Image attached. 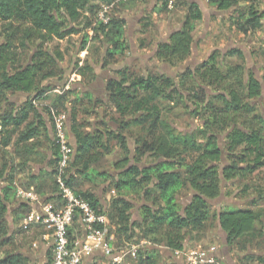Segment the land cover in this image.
<instances>
[{
  "label": "trees",
  "instance_id": "obj_1",
  "mask_svg": "<svg viewBox=\"0 0 264 264\" xmlns=\"http://www.w3.org/2000/svg\"><path fill=\"white\" fill-rule=\"evenodd\" d=\"M116 1L0 0V36L5 39L0 45V155L13 147L17 157L16 166L10 171L7 162L0 169V264H29L17 236L22 235L23 242L33 240L28 232L34 225L21 224L32 205L16 198L18 172L26 171L33 162L44 165L39 174L28 173L25 189H33L44 202L63 204L57 180L62 155L55 138L54 117L70 109V95L76 91L72 86L64 89L51 106L38 109L36 103L46 101L48 92L57 88L44 84L61 76L59 62L63 60L61 54L53 56L43 47L54 38L64 40L78 34L80 31L71 28L72 23L81 25L84 18L83 30L91 31L94 37L85 35L79 52L87 50L100 34L110 46L103 66L107 67L114 57H123L128 50L125 20L114 16L113 11L108 24L99 20L102 7ZM157 1L162 2L163 9L168 8L166 0ZM262 1L208 0L219 11L232 10L228 31L242 36L264 30V10L259 6ZM241 2L247 4L246 11L235 8ZM181 3L185 8L181 28L160 42L155 52V60L172 69L180 68L193 55V33L203 20L197 3ZM90 15L93 19L84 17ZM237 48L225 54L214 51L205 62L179 70L174 77L161 74L137 78L128 70H119L106 86L119 118L117 131L111 130L104 118L95 130L88 129L89 124L79 118L77 101L72 102L70 132L76 140V152L64 169L63 180L97 215L106 217L105 227L119 238V247L146 243L144 250H138L133 264H161L166 250L190 251V244L203 237L212 219L226 233L228 249L237 241L250 247L255 239L264 237L259 231L264 214L258 209L257 200L251 201L248 208H220L216 213H212L209 202L224 195L223 182L244 180L264 166V115L258 113L259 105L255 104L263 95L264 86L255 72L227 63L238 57L245 59V53ZM31 51L33 60L25 61L26 52ZM78 68L77 75L83 79L91 76L94 81L93 66H85L82 61ZM261 80L264 84V75ZM17 93L28 96L20 107L10 100ZM82 98L89 99L90 95ZM90 103L85 112L88 115L103 102ZM162 103L182 108L188 118L200 121V127L183 134L164 118L165 111L168 114L173 107L168 110ZM219 136L225 143L223 148ZM114 144L121 149L123 158L114 164L119 176L110 178L97 173L96 167L113 152ZM143 162L150 166L140 167ZM96 176L109 182L108 191L114 192L107 208L96 193L100 186L94 181ZM183 191L192 193V200L181 209L178 197ZM51 195H56V200ZM136 198L144 202L138 209V220L133 218ZM82 222V214L77 212L69 227L71 242ZM42 227L35 225L41 231ZM48 256L52 264L53 249ZM257 261L264 264L260 257Z\"/></svg>",
  "mask_w": 264,
  "mask_h": 264
},
{
  "label": "rangeland",
  "instance_id": "obj_2",
  "mask_svg": "<svg viewBox=\"0 0 264 264\" xmlns=\"http://www.w3.org/2000/svg\"><path fill=\"white\" fill-rule=\"evenodd\" d=\"M197 1H203V3H205V5L207 4V6L210 9L212 7L215 8V6L209 4L208 0H197ZM161 4L162 2L157 1V3L153 2V5H151L154 8L160 10V11L158 10L157 17L153 16L154 9H151V7H146L143 17L141 18L139 22V25H141L140 28H138L137 31H133L130 37L128 33L126 34L127 36L125 35L126 46L128 47L126 56L124 58L114 57V59H110L111 61L110 64L107 62L108 63L107 66L108 65L114 66L115 69L112 71L114 76L117 75V72L119 70H126V71L128 70L131 75L133 74L137 78H147L149 76H158V75H161V71L164 72L161 69V67L164 64L155 60L156 47L162 40L163 32H164L163 31L164 23H166L165 21H169L172 24V27H170L171 29H169L167 33V39H168L169 34L172 31L179 28L180 22L183 20V17H184L185 8H184V5L181 3V0H177L172 9H168V8L163 9ZM246 6L247 4H245L244 2H241L235 8L246 11V8H245ZM259 6H260V9L264 10V1H262L261 4H259ZM126 7H129V6L126 5L125 7H121V8L116 7L115 9H113V15L115 16L116 13L120 12L121 10H124ZM137 13H134V14H137ZM84 17L93 19L92 15L84 16ZM80 22L84 24L85 19L84 18L81 19ZM131 23H134V25H136V19L135 20L133 19ZM82 24L76 25V22L72 23L71 28H76L78 31H80L78 32V34L67 37L64 40H57L54 38L44 45L43 49L45 52L53 56H57L58 54H61L63 60L59 62V68L61 71L59 75L61 76L51 81L48 80L44 84V85L52 84L53 86H57V88L48 92L46 101L36 103V106L38 107V109L42 110V108L51 106L52 103L58 97V95H61L64 89L65 90L70 89L72 85H79L80 83L82 88L86 87L85 89L90 90L91 89L90 87L95 83V79L94 81H92V79L90 78L91 76L87 77L86 79H83L82 77L77 75L79 71L78 67L80 65V63L78 65V61L79 59H81L79 51L82 46V41L85 35L88 37H94V34L91 31L83 30L84 25ZM157 27L159 29H156ZM203 29H204V24L199 29V32L201 33L199 35H202ZM1 32H2V25L0 24V34ZM228 34H229V31L226 28V25L223 24V22L220 24L219 23L214 24L212 27H209L207 29L205 38H202L203 40L196 39L194 41V44L195 43L198 44L197 49L201 50L202 54L200 55V59L202 60L204 57H206V55L210 51H213L212 49H214L215 47L219 50L220 44H221V49H223V46L226 43ZM97 38L98 40L96 41L94 40L88 44L87 46L88 55L85 58V66L89 64L90 66L94 67V70H96L95 69L96 67L101 66L100 64L102 62L104 63L107 61V58L109 56L108 49L110 48L108 41L105 38H103L100 34L97 36ZM216 38H218V40H216ZM232 38L235 39V41L237 42V45H239L237 49L242 50V51L245 50L246 57H244L245 58L244 60L242 59V57L241 58L238 57L237 59L229 60L227 63L231 65L232 67L242 65L243 67H245L247 71L250 70L252 72H255L254 74H256L257 78L259 79L263 78V75H264V30L260 32L248 34L247 36H242L241 33L236 32V33H233ZM3 39L4 38L0 36V45L4 43L5 39L4 40ZM17 49L19 50L20 48L18 47ZM196 51L197 50H194V53ZM194 53L184 65H186L190 61H194ZM247 54L249 55V57H251L250 62L248 61ZM33 56H34V51L26 52L25 61H32ZM127 58L128 59L135 58V60L131 62L130 66H125L126 64L125 59ZM197 65H199V62L196 63L194 61L191 67H196ZM102 68H105V67H102ZM178 72H179V68L169 69V73L172 74V77L176 76ZM247 73L249 74V72ZM100 74H101L100 70L95 72L96 76ZM75 76L79 78L77 79V77ZM105 85L106 86L108 85V81L106 82ZM106 86L104 87L105 96L103 98L104 101H102L103 103H100L98 107H95L96 109L95 108L92 109L90 115L85 114V112L87 111V109H90L91 107L90 102H93L94 98L91 96L89 99L82 98L80 93L78 94L74 93V95H70V102H71L69 106L70 109H68L69 111L68 110L63 111V113L69 114L71 112L72 107H74L72 102L77 101L76 110L80 111L79 118L86 124H89L88 129H93V122L96 123V121L102 119L103 117L101 116V114H103L105 122L111 124L112 127L114 128V131H117L119 128L118 126L119 124H117L116 121L119 120V118L114 113V106L110 102V93L106 91ZM78 87L79 86L77 87L75 86L74 88L76 89H73V90H78L79 89ZM89 95H92V93H90ZM27 97L28 96L25 94L17 93V94L11 95L10 100L12 101L13 104L17 105V107H20L25 103V101L27 100ZM255 104L259 105L258 110H257L258 113H261L264 115V88H263V95L258 100H256ZM161 106H166L168 110L172 109L173 107L172 110L168 111V114L165 111L164 118L167 121L174 124L175 128L179 130L180 132H182L183 134L191 133L194 129H196L197 127H200V124H201L200 121L199 120L193 121L192 119L188 118V116L186 115V113L184 112L182 108L175 109L174 106L167 105L166 103L165 104L162 103ZM221 137L222 136H219V143L221 147L223 148L225 143ZM40 141L45 144L43 139ZM130 143H131V147L133 148L132 140H130ZM6 151H7L6 154L4 152L2 153V155H0V169L2 168L3 164L7 162L8 171H10L11 167L16 166L15 159L17 157L14 153L13 147L9 148V150H6ZM113 152L118 153L117 155L123 156L121 149L115 144H114ZM110 159L111 160H109V162L104 160L102 164L103 166L102 165L101 166L102 168L104 167L103 169L109 166L110 172H112L114 169L113 175H116L119 172V170H116V168H114L111 161L113 159V161L115 162V160H119V158H115L112 155ZM34 164L36 163L33 162L32 164H29V166L27 167L29 171L30 170L34 171L33 169ZM101 166H98V167L101 168ZM16 181L18 182V185L22 183V174L20 172L16 174ZM223 185H224L223 187L224 195L222 196L223 200L221 203H220V200L211 202L213 206L212 213H216L217 211H219L220 207H223L221 206L222 203L226 202V197H228V199H234L237 201L239 200L246 201L250 198H252L253 200H257L259 204L258 209H261L260 211H262L264 214V166L263 168H260L259 170H257L253 175L249 176L248 178L244 180L236 181L234 183L223 182ZM96 189H97L96 193L98 194L99 190L102 189L101 185L97 187ZM104 189L106 190L107 188H104ZM244 189L247 191H244ZM105 190H104V193H105ZM102 192L100 193V195L104 197V193ZM179 197H180L179 204L181 206V209H184L185 208L184 206L188 202L187 200L191 197V193L188 191H183ZM136 202L140 203L138 198H136ZM250 202L251 201H248L245 204L244 208H248L250 206L249 205ZM224 208L226 210L235 209V208H232V207L229 208L226 206H224ZM133 218L135 220L139 219L138 208H135L133 210ZM10 219L11 218L9 217V220ZM263 223H264V219H263ZM259 231H263V234H264V224L259 227ZM21 240H22V235H18L17 242L18 243L20 242L19 243L20 244L19 246H21L20 249L24 251L28 250L27 245L29 244V246H31L33 241L23 242L24 240H22L21 242ZM240 242L241 241H237L234 244V246H232L230 249L226 248L224 244V239L220 235V229L218 226V222L216 221V219H212L209 222L203 237L200 240L191 243L190 247H191V250H196L198 249V247H202L205 249L209 247H213V246L217 247L218 252L221 251V254H223L220 258V264H261L257 261V257H260L261 259L264 260V237L261 236V238L255 239L253 246H250V247L247 246L248 248L245 247V245H241ZM139 243L140 242H133L131 246H125L124 248L120 247V251H126V250L128 251L126 247H130L129 251H132V247L138 248V250L140 249L144 250L145 245L141 243L139 244ZM7 251H10V249H7ZM123 261L127 264H133L135 259H133L130 255H128L124 258ZM175 262L176 261H174V259L173 260H169L168 258L161 259V264H174Z\"/></svg>",
  "mask_w": 264,
  "mask_h": 264
},
{
  "label": "crops",
  "instance_id": "obj_3",
  "mask_svg": "<svg viewBox=\"0 0 264 264\" xmlns=\"http://www.w3.org/2000/svg\"><path fill=\"white\" fill-rule=\"evenodd\" d=\"M190 1L194 2V3H197L200 6V8L202 9V11H203V20L197 24V29L193 33L194 41L196 39L203 40L202 38H205L206 33H207V29L209 27H212L214 24H217V23L220 24V23L223 22V24L226 25L227 29H229L231 27L230 26L229 17L231 15L232 10H230V11H219L216 7L215 8L212 7L210 9L207 6V4L205 5V3H203V1H197V0H190ZM153 2L157 3V0H132V1L131 0H129V1L118 0V1H116L115 8L116 7H118V8L125 7L126 5L129 6V7H126L124 10H121L120 12L116 13L117 17L122 18V19L125 20V35L128 33L129 37H130L133 31H137L138 28H140L141 25H139V22H140L141 18L143 17V14H144V11L146 10V7H151V9H154L153 16L157 17L159 9H156L153 6H151V5H153ZM137 12H139L140 14L137 13ZM134 13H137V14H134ZM184 15H185V13H184ZM133 19L134 20L136 19V25H134L135 22L131 23L133 21ZM165 22L166 23H164V28H163L164 32H163V37H162L161 42L162 41H167V33H168L169 29H171L170 27H172V24L169 21H165ZM203 24H204V29H203L202 35H199V34H201L199 32V29H200V27ZM180 28H181V25L177 29H180ZM156 29H159V28L157 27ZM160 31H161V29H160ZM233 33H236V32L232 31L231 33L228 34V37H227L225 45L223 46V49H221V44H220L219 45V48H220L219 50L215 47L214 49H212L213 51H210L206 55V57H204L202 60L200 59V55L202 54L201 50L197 49V51L195 53H194V50H193L194 61L196 63L199 62V64H201V63L205 62L211 56V53L214 52V51L218 50V51H221L223 54H225L227 52V50L235 49V48L239 47V45H237V42L235 41V39L232 38L233 37ZM216 40H218V38H216ZM197 46H198V44H197ZM87 55H88V51L87 50H85V51L80 53V57H81L82 61H85V58H86ZM125 56H126V54L122 58H124ZM125 60H126L125 66H130L131 62L133 60H135V58H133V59L132 58H130V59L127 58ZM194 61H192V63ZM109 64H110V62H109ZM100 65L102 67H104L102 63ZM101 66H98V67L95 68L96 69L95 72L100 70L101 74L95 77V83L90 87L91 88L90 90L89 89H85L86 87L82 88L80 83H79V85H72L73 89H76V88H74L75 86L76 87L79 86L78 87L79 89L75 90L77 94L80 93L81 96H83V95L92 93V95H90V96L94 98L93 99L94 102L99 101V100L104 98V96H105L104 87L106 86L105 85L106 82L110 81L112 79H115L116 76H114L113 72H112L115 69L113 65L112 66L108 65L109 67L107 66L105 68H102ZM165 66L166 65L164 64L161 67V69L164 71V72L161 71V74H166L168 76H172V74L169 73V69H167ZM170 69H172V68H170ZM78 78L79 77H77V79ZM101 101H104V99L101 100ZM99 114H101V113H99ZM67 115H68V119H69V122H68L69 141H70V143H71V145H72V147L74 149V154L72 156V159H73L74 156H75V152H76V148H75L76 140H75L74 136L70 132V113L67 114ZM101 116L104 118L103 114H101ZM101 120L102 119L96 121L97 124L95 122H93V130H95L99 126V123H100ZM108 127L110 129L114 130V128L112 127L111 124H109ZM129 144H130V148L132 149L131 143H129ZM46 153L48 154L49 157L51 156L50 152L45 151V154ZM117 154L118 153H116V152H112L110 155L105 156L98 166H101L103 164L104 160L109 162V160H111L110 157L112 155L115 158H119V160H121L123 158V156L117 155ZM131 157L132 156H130V158ZM119 160H115V162H114L113 159H112V161H111L112 165L114 166V164L117 161H119ZM43 166L44 165L34 164V166H33L34 171L33 170L29 171L27 169V171L20 172L22 174V183H21L22 185L21 184L18 185V182H17L16 190L19 187L25 189V186H26V184L28 182V179L26 177V176H28V173L33 172L35 175H37V174H39L42 171ZM102 166H101V168L100 167H98V168L96 167V172L97 173H100V174L105 175V176H109L110 175V178H112V177L114 178V177L119 176V172L116 175H113L114 169H113L112 172H110L109 166H107L105 169H103L104 167L102 168ZM148 166H150V165L148 163H146V162H143L142 164H140V167H148ZM94 181H95V183L97 185H101V187H102V189L99 190L97 195L101 199L102 204L107 208L108 205L110 204V201H111V198L113 197L114 192L108 191L109 182H105L102 178H99V176H96ZM104 188H107V189L105 190ZM27 190H33V189H27ZM104 190H105V193H104ZM101 192L104 193V197H102V195H100ZM49 196L50 195L47 194L46 199H48ZM52 197H54V200H56V195H53ZM179 198L180 197H178V199ZM191 200H192V193H191V197L187 200L188 202H187V204L184 207H187L190 204ZM252 200L253 199L250 198V199H248L246 201L245 200L244 201H241V200L237 201V200H234V199H228V197H226V202H223L222 205H221L223 207H220V208L221 209H225L224 206L229 207V208H231V207L232 208H244L245 204L248 201H252ZM44 201L45 200L43 199V197L39 196V202L51 203V204H54V205H56L58 207L62 206L59 201H54V202H44ZM134 203H135V208H138V209L144 204V202L142 200H141L140 203L139 202H134ZM30 204L32 205L31 206L32 210H31V212L28 215H26L24 217V219L22 220L21 224L24 225L25 227L26 226H30V225H34V227H32L29 230V232H28V235L31 236V238L33 239L32 240L33 242H32V246H29V244L27 245L28 250H25V251L21 250V251L24 254V256L28 258L29 264H49L50 262H49V256L48 255L50 253L52 254V249L54 247V239H53L51 233H49L47 231V229H46V227L44 225H41V224L35 223V222H32V223L28 222L29 221L28 219L33 215V213L36 212L37 210H39V203L35 202V203H30ZM82 223L84 224V222H82ZM83 224H82L81 228L80 227L77 228L78 230H75V232L73 234V237L76 238L75 241H81V242L85 241L86 228H85V224L84 225ZM35 225H37V226L39 225L41 227L43 226L42 227L43 228L42 231L40 229H38V228H35ZM12 230H13V228H12ZM106 241H107L108 245L110 246V248L113 251L112 256H107V255H105V253L103 251L97 250L94 253H92L91 255L85 256L83 258V264H114L113 263L114 258L121 257V256L123 257V255L127 256L128 253H130V251H129L130 247H126V249H128V251L125 249L127 252L126 251H120L119 242H118L119 238L116 237L114 234H110L109 230L107 232ZM124 244H126V243H124ZM142 244L145 245L146 243L142 242ZM124 247H125V245L123 246V248ZM117 248H118V250H117ZM163 252L165 253L166 258H168L169 260H173L174 259V261H176L175 263L183 264L182 259L179 258L178 256H176L175 252L171 253V252H169L167 250L163 251ZM222 255L223 254H221V251L217 252V254H216V256L219 259L221 258Z\"/></svg>",
  "mask_w": 264,
  "mask_h": 264
},
{
  "label": "built area",
  "instance_id": "obj_4",
  "mask_svg": "<svg viewBox=\"0 0 264 264\" xmlns=\"http://www.w3.org/2000/svg\"><path fill=\"white\" fill-rule=\"evenodd\" d=\"M166 2L168 9H172L176 0H166ZM115 5L116 2L112 5H104L99 14V20L108 24L110 21V14L115 8ZM80 66H82V61L80 62ZM68 122L69 119L66 113L54 117L55 138L62 155L57 178L63 200L62 206L58 207L51 203L39 202V196L34 190H27L21 187L16 190V197L18 200L39 203V210L33 213L28 219V222L44 225L46 229L50 231L54 239L52 264H83V258L91 255L97 250L103 251L107 256H112L113 253L106 241L108 232L105 227L107 222L106 217L97 215L91 206L78 198L63 180L64 169L69 165L74 154V149L69 141ZM77 212H81L86 228L84 242L75 240L71 242L69 239V227L72 225ZM95 225H102L104 228L98 229ZM217 252L218 249L215 246L206 249L198 247L196 250L187 252H175V255L182 259L183 264H220V259L216 256ZM137 253L138 248L133 247L128 255L136 259ZM125 257V255H123V257H116L113 263L127 264L123 261Z\"/></svg>",
  "mask_w": 264,
  "mask_h": 264
},
{
  "label": "water",
  "instance_id": "obj_5",
  "mask_svg": "<svg viewBox=\"0 0 264 264\" xmlns=\"http://www.w3.org/2000/svg\"><path fill=\"white\" fill-rule=\"evenodd\" d=\"M193 50H197V44L195 43L194 45H193ZM243 52L245 53V50H243ZM246 54V53H245ZM246 56V55H245ZM251 56V55H250ZM247 57H248V61L250 62V58L251 57H249V55L247 54ZM247 59V58H246ZM193 65V63H192V61L191 62H189V63H187L186 65H183V66H181L180 68H179V70H184V69H186V68H188V67H190V66H192ZM167 69H170V67L168 66V65H166L165 66ZM258 80H259V82L264 86V84H263V81L261 80V79H259L258 78ZM224 186V185H223ZM223 195H221L220 196V198L219 199H217V200H220V203L222 202V197ZM225 198V197H224ZM210 203H211V201H209ZM43 203V202H42ZM220 235H221V237H223V239H224V244H225V247L226 248H228V241H227V235H226V233L220 228Z\"/></svg>",
  "mask_w": 264,
  "mask_h": 264
}]
</instances>
